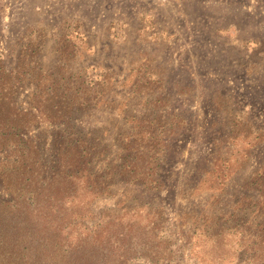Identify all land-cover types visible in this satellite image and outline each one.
Returning a JSON list of instances; mask_svg holds the SVG:
<instances>
[{"label": "rangeland", "instance_id": "obj_1", "mask_svg": "<svg viewBox=\"0 0 264 264\" xmlns=\"http://www.w3.org/2000/svg\"><path fill=\"white\" fill-rule=\"evenodd\" d=\"M0 62L38 152L0 145V264H264V0H0Z\"/></svg>", "mask_w": 264, "mask_h": 264}, {"label": "trees", "instance_id": "obj_2", "mask_svg": "<svg viewBox=\"0 0 264 264\" xmlns=\"http://www.w3.org/2000/svg\"><path fill=\"white\" fill-rule=\"evenodd\" d=\"M30 77H32L33 78L32 80L36 81L38 84L47 82L49 84L58 85L57 79L52 76L43 77L40 75L33 74ZM13 86L14 84L10 81V75H8L4 71V68L2 67L1 62H0V145L6 147L5 145L6 142H8L9 140H16L14 141L15 142L14 145L16 147L19 146L21 150L26 151L28 154L30 153L35 154V158H37V153H38L37 148L33 146L32 144L33 142L30 141V138H26L25 140L16 138L23 132L27 124H31V121L29 122V120H26L25 117L26 116L32 117V120H34V117L32 113L30 115V113L24 114L22 112H19L16 109V107H14L12 100L7 96L6 93H4L5 91H8L7 87H9V90H10L12 89ZM39 86L40 85H38L37 92L34 94V105L38 108L39 106H44L46 108L47 111L45 114H47L46 115L47 119H50L53 117L58 120H64L66 119V115L68 116L72 114V111L76 109L75 102L66 103L67 100L69 101V99L66 98L68 94L67 92H64V91L61 92L62 94H64V97L63 96L58 97L56 93L59 92V88H55L56 86L50 85L52 89L50 90V95H48V94H45L43 90H39L40 88ZM47 100H49L50 102L46 103ZM35 106H30V109L34 110ZM74 148L77 149V147H74ZM73 152H76V150H74ZM25 162H26V158L22 159V163L20 166L21 167L20 175H22L24 178L21 180V182H23L24 179L27 178L24 182V188L28 191V188L30 187V190H31L30 192H32L34 190L33 183L35 182V178H34L35 173L31 169H27ZM68 167H75V163H71L70 161ZM68 173L69 174L62 176L64 180L68 181L67 183L62 184V186L59 184L60 180L57 182L52 181L53 177L48 181H46V179H43L44 182L41 183L39 187L40 189L37 191V193L35 192V194L37 195L36 196L32 195L33 197H31L32 204L33 203L35 204L33 211H35L36 213H39V212L49 213L50 210L53 211V208H55L56 205H54L51 202H48L49 200L52 199L49 193L55 192L54 196L55 195L58 196L60 194L65 196V194L71 193L72 197H73V194H77L76 192L77 190L75 189H79V187L78 186L77 188L75 187L77 185L76 181L80 182L84 178L78 177V175L75 174V173H80V171H74V172H68ZM52 175L54 176L56 174L52 173ZM84 180H87V179H84ZM35 184H38V181L37 183L35 182ZM82 186H83L82 190H84V192L80 196H83V199L84 198L87 199L88 202L91 200L92 195L93 196L99 195V190L96 187H94L93 184L91 185L87 181H83ZM31 194L33 193H29L28 195H31ZM40 195L44 196V198L47 199L46 202H42V205H39L38 202L40 200L37 199V197H39ZM33 198H36V199H33ZM78 203L82 204V201L78 200ZM87 204L88 203L83 202V206H86ZM80 210H82V207L80 208ZM69 234L70 232L66 234L67 238H69ZM84 237L86 238V243L82 242L81 244H88V245L95 244V241L97 239V232L92 230L88 232Z\"/></svg>", "mask_w": 264, "mask_h": 264}]
</instances>
